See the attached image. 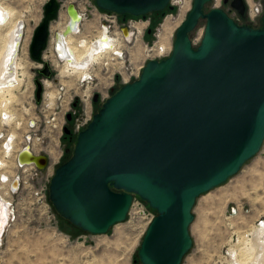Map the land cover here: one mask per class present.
Segmentation results:
<instances>
[{
  "label": "water",
  "instance_id": "water-1",
  "mask_svg": "<svg viewBox=\"0 0 264 264\" xmlns=\"http://www.w3.org/2000/svg\"><path fill=\"white\" fill-rule=\"evenodd\" d=\"M62 1L46 0L31 34L29 54L45 78L52 71L43 53ZM93 1L101 11L141 19L174 8L171 0ZM211 1L192 0L168 56L148 60L137 78L111 88L50 178L56 213L93 235L125 221L135 197L145 201L155 215L137 251L141 264H181L193 244L189 227L197 198L238 173L264 141V10L255 27L239 24L222 8L207 11ZM230 7L245 17V0H231ZM65 12L64 29L54 33L60 42L82 21L74 3ZM202 19V37L193 45L190 34ZM34 83L39 102L43 83ZM66 119L72 121L71 113ZM64 132L70 134L67 126ZM18 160L38 170L49 164L28 145Z\"/></svg>",
  "mask_w": 264,
  "mask_h": 264
},
{
  "label": "rangeland",
  "instance_id": "rangeland-1",
  "mask_svg": "<svg viewBox=\"0 0 264 264\" xmlns=\"http://www.w3.org/2000/svg\"><path fill=\"white\" fill-rule=\"evenodd\" d=\"M0 1L5 8L14 11L13 24L19 19H22L24 22L22 23L25 24L18 52L20 62L25 65L24 72L23 68L21 69L22 74L19 71L21 82L5 101L7 102L5 109H8L13 115L11 121L6 125L2 124L0 119V131L7 129L10 132H15L18 138L16 146H20L24 144L23 136L28 131L27 123L34 118L36 125L33 129L31 143L35 150H39L37 154H46L49 157V164L43 170H38L36 173L31 170H27L28 172L24 169L20 170L23 182L14 195L8 196L12 204L10 206L11 216L0 239V264H48L58 256H61L62 259L66 258L64 262L71 264L83 263L84 259L85 264H141L137 251L149 223L147 221L155 215L154 210L147 208L146 202L135 197V207L130 210L125 221L114 225L105 234L93 235L74 229L61 220L49 200L48 186L55 168L72 154L78 134L76 125L84 129L92 119V115L110 96L111 88L117 90L125 82L134 80L138 77L136 73L141 66L143 67L150 59H158L153 58L155 54L147 50L156 41L154 36L158 27L154 29L150 41L145 37L148 30L144 29L141 33L135 32L126 43L121 44L122 60L108 54L99 62L91 63L90 69L88 68L91 81L81 83L78 80L80 79L79 74L60 71L63 69V62L55 57L53 40L49 39L44 59L50 63L53 75L50 78H45L36 72L37 63L30 57L29 44L31 30L40 22L46 0ZM92 1L80 0L78 5L83 10L85 2H87L88 10L92 8L94 11ZM188 1L185 0L186 3ZM186 3H182V0H175L172 3L175 5V11L171 12V15L166 13L159 23L162 24L163 20L169 17L173 24L171 25L172 29H169L167 33V42H165L167 46L172 47L175 30L191 8L192 2L189 7ZM182 5L188 9L182 8V10L180 8ZM66 6L61 8L58 18L50 25L51 38L56 31L62 28L60 26L67 22ZM246 6L248 7L247 3ZM211 8H222L237 22L243 21L234 9L229 5H223V0H212L206 5V10ZM244 19L247 23L260 25V17L251 20L247 16ZM129 20L134 19L127 21ZM135 20L139 26H144V19ZM120 24H125V22ZM100 25L101 21L98 16L91 15L87 11L79 24L78 33L70 38L72 39L71 45H74L77 51L82 53V49L76 45L77 41L83 38L89 41L92 37L94 38L100 32ZM204 25L205 20L202 19L195 30L191 32L190 38L193 45L199 43ZM8 27L0 29V35L4 31L6 32ZM111 31L110 35H114L112 28ZM114 37L116 38L115 35ZM0 39L2 40V38ZM147 41L149 45L146 47ZM35 79H42L44 84L42 98L39 102L35 100ZM60 86H63V92L59 94ZM49 92L55 94L54 98L50 99L52 103L48 99ZM95 93L99 94L97 103L93 101ZM76 99L79 100L78 106H76ZM1 102L0 112L2 111ZM74 102H76L75 106H73ZM67 110L74 112L71 122L66 119V113H69ZM17 122L21 123L17 125ZM65 126L69 128L70 134L74 138L69 144L68 139H64L69 136L64 132ZM54 144H56L57 150L56 157L50 154V149L55 146ZM67 147L70 149L69 153H65ZM10 158L12 159L13 155L8 158L9 161ZM2 159L3 157L0 155V160ZM141 208L144 209L146 218H143L144 215L138 212ZM192 213L194 219L189 227V232L193 244L183 257L181 264H231L235 261V256L237 257L236 261L243 264H249L252 261L255 262L254 264H264V258L261 261L253 258L255 257L254 251H256L254 229L264 226V141L257 155L247 161L238 173L230 177L226 183L200 195ZM260 222L263 224L259 225ZM58 233L68 234V241L65 243L64 240L57 239ZM62 246H65L64 249ZM82 251L85 252L83 259L79 256V252Z\"/></svg>",
  "mask_w": 264,
  "mask_h": 264
},
{
  "label": "bare ground",
  "instance_id": "bare-ground-1",
  "mask_svg": "<svg viewBox=\"0 0 264 264\" xmlns=\"http://www.w3.org/2000/svg\"><path fill=\"white\" fill-rule=\"evenodd\" d=\"M245 1L248 4L249 9H251V8H253L255 6L254 5V2L256 0H245ZM183 2H184V4L186 3L185 0H182V3ZM190 2H192V0L191 1H188V3H186V5L188 7H189ZM183 5L181 6V9L184 8ZM184 9L187 10L188 8L186 7ZM13 13H14V11L12 9L5 8V6L0 1V22L5 25L4 28H6V27L9 26L7 28V31L6 32L4 31L5 33L3 32V34L0 35V38H2V40H3V44H2V40L0 39L1 40V46H0V98H1V96L3 97L4 95L5 96L6 95H11L13 88L20 84L21 77H19V71H21V69L23 68V72H24V67H25V65L23 63H21L20 60H19V58H18V49H19V46H20V40H21V37H22V31H23V27H22L23 20L22 19H19V20L16 21V23L13 24V20H12ZM247 16L250 19L255 20V18L251 15V13L248 14L246 12V17ZM131 19H134V18H131ZM137 19H141V18H137ZM144 20H145L144 26H139L136 23V26L138 28L137 31H136L137 33H141L139 29H142V28L143 29H148V26H149L150 21H149V19H144ZM67 21H68V16H67ZM171 23L172 22L169 20V17H166L163 20L162 24L161 25L159 24L160 27L158 26L159 27V30H158V34H157V41L154 44L155 47L152 50H158V49H161L162 47L164 48L165 42H167L166 41L167 36H168L167 33L169 32V29H172L171 28V25H173V24H171ZM64 26H65V23H63V25L60 26L62 28H60V27H59L60 29L58 28L59 29L58 31L63 30L64 29ZM75 33H78V30L75 31V32H72L71 34H68L67 36H65L61 42L59 40H56V41L54 40L53 41V52H54L55 57L56 58H59L63 62V67H62L63 69L60 70L63 73H76V74H79L80 75V79H81V77L83 75H86L88 73V68H89V64L90 63H93L95 61H98L99 62L100 59H102L103 57L108 56V54H111V55H114L115 56V54L117 55V54L120 53L119 48L121 46V40L119 41V39L115 38L114 35L106 34L104 32V30H101V32L99 34L100 37L96 41H94V39L96 37H94V38L92 37V39H90L89 41L85 40L84 38L83 39H79L77 41V44H76L77 47H80L82 49V53H79L77 51L76 47H74V45L73 46L71 45V40L72 39H70V38ZM127 37H130L129 34L127 35ZM154 38H155V36H154ZM99 44H102L101 45V47H103L102 49L100 48V45ZM171 44H172V42H171ZM137 45L140 46V44H138V43H137ZM148 45H149V42H147L146 47ZM135 47H138V46H135ZM171 50H172V47L171 46H167L165 52L170 53ZM149 51H151V49H149ZM109 58H110V56H109ZM54 62H56V61H54ZM25 71H27V70H25ZM26 73H25V75H26ZM21 74H22V71H21ZM63 75H65V74H63ZM137 75H139V74H137ZM13 81H15L16 83L15 84H12ZM54 96H55V94L53 95V93H50L49 92L48 99H49V101L51 103H52V101L50 99L54 98ZM7 98H8V96L6 98H4V99H7ZM16 103H17V101H16ZM6 104H7V102H6ZM10 105H12V104H10ZM5 107H6V105H5ZM0 110H1V107H0ZM21 121H23V120H21ZM19 123H21V122H17L16 124L18 125ZM20 126H22V125H20ZM54 145L55 146L54 147L52 146L51 149H50V154L52 156H55L56 155V152H57V150H56V144H54ZM2 166H4V164L2 163V161H0V167H2ZM9 171H11V170H8V173H9ZM2 174H4V173L3 172L0 173V176ZM12 174H9V175H12ZM28 174H30V173H28ZM1 188L2 187L0 186V189ZM4 195H5V192H4ZM4 202H6V201L4 200ZM6 209L7 208H5V205H3L2 203H0V239L2 237V228H4L5 222H7V220H6L7 219V210ZM140 214L143 215L144 214V211L143 210H140ZM254 232H255V235H256V239H255L256 242L254 243L255 244L254 246H255L256 251H254V256L255 257H253V258L261 261L262 258H264V226L263 227H261V226L256 227V229H254ZM252 248H253V245H252ZM230 251H232V250H230ZM235 258L237 259L236 256H235ZM233 259H234V257H233ZM236 259L231 264H243V263H240L238 260L236 261ZM241 259H239V260H241ZM247 262H249V261H247ZM254 263H253V261L251 263L249 262V264H254Z\"/></svg>",
  "mask_w": 264,
  "mask_h": 264
},
{
  "label": "built area",
  "instance_id": "built-area-1",
  "mask_svg": "<svg viewBox=\"0 0 264 264\" xmlns=\"http://www.w3.org/2000/svg\"><path fill=\"white\" fill-rule=\"evenodd\" d=\"M78 1H80V0H63L62 1V7L63 6H66L67 4H69L71 2L74 3L76 5L79 13L82 15V20H83V17L85 16V14H87V11L91 15H97L98 16V19H100V21H101L100 32H101V30H104V32L106 34H111L110 32H112L111 31V28H112V30L114 32L113 34L116 36V38L117 39H121V44L126 43V41L129 40V38L127 37L128 34H131V36H132L137 31V29H138L137 26H136V23H138V22L135 19L134 20L126 21L125 24H120L119 21H118V15L117 14L112 13V12L101 11L100 9H98L96 7V5L94 4L93 1H92V4H93L94 11H92L93 10L92 8H90V10H88V7L86 5L87 2H85L86 4L84 5V9L81 10V8H80L81 6L79 7ZM174 1L175 0H171V4L174 3ZM65 3H67V4H65ZM172 5L175 6L174 4H172ZM254 5L255 6L253 8H251V9L248 8L249 6L247 7V13L248 14L251 13V15L255 19H257L258 17H261V14H262V12L264 10L263 1L262 0L255 1L254 2ZM180 8H181V6H180ZM4 27H5V25L0 22V29H2ZM124 28H127L128 34H124V32H123ZM23 30H24V26H23ZM139 30H140V32H142V30H144V29L142 28V29H139ZM158 30H159V27L157 28V32L155 33L156 41H157ZM100 32H98L95 35L96 38L94 39V41L98 40V38L100 37L99 36ZM22 36H23V31H22ZM21 39H22V37H21ZM49 39H52L54 41L55 40L54 35L51 38V33H50ZM156 41L153 42L152 43V46H150L147 50L151 49V51L155 54V57H153V58H156L157 57L158 59H163V58H165L166 56H168L170 54L168 52H165V50L167 48V44L164 45V48L162 47L163 49L161 48L162 50L161 49L152 50L155 47L154 44L156 43ZM20 44H21V40H20ZM99 45H100V48L102 49L103 48V47H101L102 44H99ZM19 48H20V46H19ZM119 50H120V53L117 54V55L115 54L116 57H114V58H117V59L119 58V59L122 60V58H123V52H122V49H119ZM18 52H19V49H18ZM43 59H44V53H43ZM40 66L41 65L37 63V69ZM140 68L138 69V72L136 74H139ZM78 80L80 81V83L81 82H84V81H86V82L91 81L90 73L88 72L86 75H83L81 77V79H78ZM41 81H42V79H41ZM15 83H16L15 81L12 82V84H15ZM42 83H43V81H42ZM43 88H44V84H43ZM15 89L16 88L14 87L13 90H15ZM62 89H63V86H60L59 87V90H61V91H58L59 94L61 92H63ZM6 96H8V95H6ZM6 96L4 95L3 97L1 96V98H0L1 101H2L1 102L2 103L1 104L2 111L0 112V119H1L2 124H4V125H6L7 123H9L11 121V119H12L11 113L7 109H5V103H6L5 100L6 99H4V98H6ZM69 113H71V115L74 114V112H69ZM72 119H73V117H72ZM35 125H36V120L34 118L33 119H30L28 121V123H27L28 131L23 136L24 137V144L20 145L21 147L18 146V145L16 146L17 136H16V133L15 132H10L7 129L0 131V140H1L0 141V152H1L0 155L3 157V159L0 160V161H2V163L4 164V166L0 167V171H3V173H4V170L11 169V168H16V170L17 169H19V170L20 169L21 170L24 169L25 171L26 170H28V171L31 170L33 173H36V171H38V169L35 167L34 164H24V163H22V162H20L18 160V154L21 152V150L23 149V147L25 145H28L29 146L30 151L32 153L37 154L36 150L34 149L32 143H31L32 142V136H33V129L35 128ZM76 126H77L76 127L77 132H79V131H81L83 129V128H79V125H76ZM17 148H19V149H17ZM12 155H13V159H14V164L10 165L11 162L8 159H6V158H9ZM7 179H8V176L5 173L0 176V181L1 182H6ZM14 179H17L18 180V186L16 188L18 190L19 189V186L23 182L22 181V178H21L20 175H16L14 177ZM10 190H14L15 191V189H13V187H12V184L10 186ZM133 207H135V200H133V202L131 204V207H130V210H132ZM140 210H143L144 211L143 208H141ZM140 210L138 211L139 213H140ZM143 215H144L143 216L144 218L147 217L145 214H143ZM152 218H153V216L151 218H149V220L147 222H150ZM262 224H263L262 222L259 223V225H262Z\"/></svg>",
  "mask_w": 264,
  "mask_h": 264
},
{
  "label": "crops",
  "instance_id": "crops-1",
  "mask_svg": "<svg viewBox=\"0 0 264 264\" xmlns=\"http://www.w3.org/2000/svg\"><path fill=\"white\" fill-rule=\"evenodd\" d=\"M67 15V14H66ZM24 23V22H23ZM37 25V24H36ZM35 25V26H36ZM24 26H25V24H24ZM32 31H33V29L31 30V33H32ZM129 36H131V34H129ZM128 38H130V37H128ZM36 152H39V150H36ZM49 158V157H48ZM10 162L12 163V164H14V159L12 158V159H10ZM8 170H11V171H9V173H8ZM21 170V169H20ZM20 170L19 169H17L16 170V168H11V169H7V170H4V173L5 174H7V176H8V179H7V181L6 182H1L0 181V186L2 187L1 189H0V203H2L3 205H5V208H7L6 210H7V222H6V224H5V226H4V229H3V232H2V235L4 234V232H5V227H6V225H8L9 224V221H10V216H11V211H10V206L12 205L10 202H11V200H9L8 199V196H11V195H14L16 192H17V189H15V191L14 190H10V186H11V184H12V182H13V180H14V177L16 176V175H20ZM27 171V170H26ZM3 171H0V173H2ZM13 173V174H12ZM9 174H12V175H9ZM21 186V185H20ZM20 186H19V188H20ZM19 190V189H18ZM5 192V195H4V192ZM4 200L6 201V202H4ZM54 231H55V229H54ZM59 236V237H58ZM58 236H57V239H62V240H64L65 241V243H66V241H68V239H67V237L69 236L68 234H63V233H58ZM61 237H64V238H61ZM84 244V243H83ZM63 247V249H64V247L65 246H62ZM58 255H60V254H58ZM85 252L84 251H82V252H79V256L81 257V259H83V258H85ZM59 260H61V261H59ZM66 260V258H64V259H62L61 258V256L59 257H57V259L56 258H53V260H51V262L50 263H48V264H71V263H66V262H64ZM85 260V259H84ZM84 260H82L83 261V263L82 262H78V263H76V264H85V261ZM72 264H75V263H72Z\"/></svg>",
  "mask_w": 264,
  "mask_h": 264
},
{
  "label": "trees",
  "instance_id": "trees-1",
  "mask_svg": "<svg viewBox=\"0 0 264 264\" xmlns=\"http://www.w3.org/2000/svg\"><path fill=\"white\" fill-rule=\"evenodd\" d=\"M175 9L176 8L174 7L173 10H168L167 9V10H165L163 12H152V13L146 15L145 19H149V21H150L148 29H147V30H150V31L149 32L147 31L146 34H145V37L148 39V41H150L152 39L151 36L153 35L154 29L159 26V23L162 20L163 16L166 13H171V12L175 11ZM131 18H133V17H131L130 15H122V16L118 15V20H119L120 23L121 22H126L128 19H131ZM139 18H141V17H139ZM240 18L242 20L244 19L242 17H240ZM134 19H137V18H134ZM78 103H79V100L77 99V105L76 106H78ZM64 139L65 140L68 139V144H69V143H71L73 141L74 138H73L72 134H69V136L64 137ZM65 150H66L65 153H69L70 152L69 147H67ZM60 218H61V220H63L70 227H74V229H78V230L82 231L80 228H78V227L74 226L73 224H71L68 220H66V219H64L62 217H60Z\"/></svg>",
  "mask_w": 264,
  "mask_h": 264
},
{
  "label": "flooded vegetation",
  "instance_id": "flooded-vegetation-1",
  "mask_svg": "<svg viewBox=\"0 0 264 264\" xmlns=\"http://www.w3.org/2000/svg\"><path fill=\"white\" fill-rule=\"evenodd\" d=\"M230 1H231V0H227V2H225V3L223 2V5H224V6H228V5L230 6ZM245 2H246V1H245ZM223 10H224V9H223ZM245 17H246V15H245ZM245 17H244V18H245ZM244 20H245V19H243L242 22H239V21H238L239 24H250V25L255 26V27H259V26H260V25H259V26H258V25H255V24H253V23H247V22L244 21ZM236 21H237V20H236ZM51 71H52V69H51ZM36 72H37V71H36ZM37 74H38V72H37ZM39 75H40V74H39ZM52 75H53V72H52L51 76H52ZM40 76H42V75H40ZM42 77H43V76H42ZM70 122H71V121H70Z\"/></svg>",
  "mask_w": 264,
  "mask_h": 264
}]
</instances>
